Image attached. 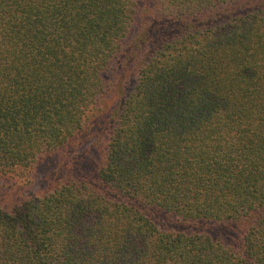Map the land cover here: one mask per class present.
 <instances>
[{
    "label": "trees",
    "instance_id": "16d2710c",
    "mask_svg": "<svg viewBox=\"0 0 264 264\" xmlns=\"http://www.w3.org/2000/svg\"><path fill=\"white\" fill-rule=\"evenodd\" d=\"M0 179V264H264V0H0Z\"/></svg>",
    "mask_w": 264,
    "mask_h": 264
},
{
    "label": "rangeland",
    "instance_id": "374dc122",
    "mask_svg": "<svg viewBox=\"0 0 264 264\" xmlns=\"http://www.w3.org/2000/svg\"><path fill=\"white\" fill-rule=\"evenodd\" d=\"M111 77V76H110ZM116 100L114 97H107L103 99L102 103V113L103 114H109L113 107L116 105ZM91 142H89L90 144ZM85 149H88L87 146L83 147V152ZM55 163H50L49 165L45 164L44 166H41V169L39 170V173L34 177V182L31 185L32 187L27 191V193H34L39 191L45 186V182L43 181L44 174L50 173L52 169H54ZM11 183H8L7 180L0 179V199L2 197V192L6 191L10 186ZM4 196V194H3ZM214 238H218L223 244L230 245L231 243H236L238 239V233L236 231L235 226H215L213 233Z\"/></svg>",
    "mask_w": 264,
    "mask_h": 264
}]
</instances>
